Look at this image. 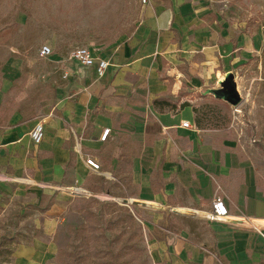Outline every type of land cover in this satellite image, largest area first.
Here are the masks:
<instances>
[{"label":"rangeland","instance_id":"374dc122","mask_svg":"<svg viewBox=\"0 0 264 264\" xmlns=\"http://www.w3.org/2000/svg\"><path fill=\"white\" fill-rule=\"evenodd\" d=\"M152 2L0 0V102H36L37 95L38 102L42 97L57 102L58 94L68 96L60 91L66 80L61 68L74 47L107 53L134 39L139 43L144 19L158 8L171 12L158 46L157 77L166 85L160 98L176 105L197 102L199 126L253 148L254 161L263 166L264 123L250 119L247 104L264 106V0ZM154 35L157 41L160 35ZM45 43L52 53L42 57ZM30 67L44 77L37 90L22 81V70ZM233 81L236 105L215 91ZM122 174L101 165L86 182L58 185L0 165V264L163 262L170 227L165 208L129 201Z\"/></svg>","mask_w":264,"mask_h":264},{"label":"crops","instance_id":"0c3cea01","mask_svg":"<svg viewBox=\"0 0 264 264\" xmlns=\"http://www.w3.org/2000/svg\"><path fill=\"white\" fill-rule=\"evenodd\" d=\"M170 21L171 12L157 8L144 19L139 43L134 39L107 53L91 49L109 61L102 77L95 65L78 67L68 58L60 88L68 96L58 94L57 102L43 97L38 102V95L36 102H0V165L35 172L58 185H77L93 172L85 164L92 157L123 173L129 201L165 208L170 227L160 264H264V165L254 161V149L199 126L197 102H154L165 100L160 93L166 85L157 77L158 46ZM154 34L160 35L157 41ZM22 71L26 89L43 85L35 68ZM247 106L250 119L263 124L264 106ZM184 120L189 127L181 126ZM37 121L44 123V137L34 145L28 132ZM215 195L228 208L223 221L204 216Z\"/></svg>","mask_w":264,"mask_h":264},{"label":"built area","instance_id":"2783aa9c","mask_svg":"<svg viewBox=\"0 0 264 264\" xmlns=\"http://www.w3.org/2000/svg\"><path fill=\"white\" fill-rule=\"evenodd\" d=\"M140 2L145 5L149 0H140ZM39 53L42 57H47L52 53L51 46L47 43L42 44ZM69 60L74 62L78 67L86 68L95 65V72L98 77H102L109 65L107 58H96L91 49L87 46H77L74 47L69 56ZM68 73H64V76H67ZM182 127H189V122L184 120L181 122ZM109 129L105 128L101 135L100 139L104 140L108 133ZM29 139L34 145H38L44 137V123L42 121H37L30 128ZM85 164L93 172H98L100 170V164L92 157L85 158ZM205 219L209 221H223L228 217V208L224 198L220 195H215L211 200L210 209L205 213Z\"/></svg>","mask_w":264,"mask_h":264},{"label":"water","instance_id":"95a60500","mask_svg":"<svg viewBox=\"0 0 264 264\" xmlns=\"http://www.w3.org/2000/svg\"><path fill=\"white\" fill-rule=\"evenodd\" d=\"M231 73H228L226 76H229ZM217 91V96L228 103L232 105H236L239 103L240 97L236 89V84L233 81L231 84H226L218 89Z\"/></svg>","mask_w":264,"mask_h":264},{"label":"trees","instance_id":"16d2710c","mask_svg":"<svg viewBox=\"0 0 264 264\" xmlns=\"http://www.w3.org/2000/svg\"><path fill=\"white\" fill-rule=\"evenodd\" d=\"M154 102H167L166 100H158V99H156V100H154Z\"/></svg>","mask_w":264,"mask_h":264},{"label":"bare ground","instance_id":"6f19581e","mask_svg":"<svg viewBox=\"0 0 264 264\" xmlns=\"http://www.w3.org/2000/svg\"><path fill=\"white\" fill-rule=\"evenodd\" d=\"M222 77H223V75H222ZM222 77H221L220 79H222ZM220 79H219V80H220ZM144 204H149V203H148V202H144Z\"/></svg>","mask_w":264,"mask_h":264}]
</instances>
